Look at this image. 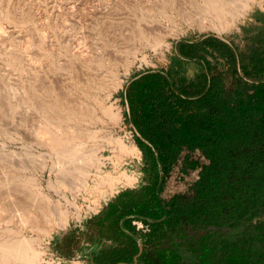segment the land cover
<instances>
[{
    "label": "rangeland",
    "instance_id": "1",
    "mask_svg": "<svg viewBox=\"0 0 264 264\" xmlns=\"http://www.w3.org/2000/svg\"><path fill=\"white\" fill-rule=\"evenodd\" d=\"M165 1L4 0V5L10 3L11 8L20 4L23 14L29 15L30 19L27 20L28 22L24 20L21 24L11 25L7 29L9 32L0 36V232L30 239H43L41 245L43 258L39 264H98L95 257L103 250L116 246L117 243L108 238L110 233L107 234L106 230H101L94 224L93 217L99 215L110 201H114L126 189L149 185L153 174L138 144V139H143L133 121L127 94L131 82L149 72H162L166 75L169 69L174 70L177 80L182 75L188 80H195L203 72L204 64L182 56L180 52L182 43H193L213 37L246 52L250 47V38L254 35L249 25L255 24L254 15L264 12V1H262L261 4H255L253 9L235 25L221 28L210 24L211 17L205 15L193 0H178L189 16L188 20L170 17L169 12L165 11L166 8L163 9ZM88 9L91 12H88ZM55 18L59 21H55ZM153 20L159 22L163 31L172 30L177 34L168 35V47L160 46L154 35L149 42L141 40L138 36L140 30L154 28L155 24L150 23ZM31 41L33 43H30ZM8 44L13 45L10 47ZM79 55H84L85 58L88 56L89 61L104 55L119 64L126 59L137 57L128 74L122 75V87L113 97V101L122 112L120 125L113 128V131L116 137L124 141V144L133 145L140 151L139 160L120 154L114 145L106 146L102 143L104 134L101 130L102 124L92 122L90 116L91 107L94 105L91 94L96 92V89L88 90V87H93L96 83L95 71L81 67L78 63ZM215 55L217 58L211 56L207 58L212 64L222 68L224 59L218 53ZM12 56L21 58L22 62L11 65ZM29 57H32V60ZM108 69L110 70L108 65L102 66L101 74L105 75L103 79L108 80L110 77ZM58 86L60 89L57 88ZM100 92L97 89V94ZM56 96L59 100H64L67 107L52 109L50 105L56 104ZM80 103L83 104L82 107ZM80 108L83 114L78 119L71 116L62 120L65 112L77 113ZM57 119L62 120L61 130L74 126L80 131L78 141L82 142L85 148L94 145L104 146L102 154L108 158L107 169L112 168L111 161L115 158L122 160L121 170L135 178L133 184H118L114 192L109 194V190L103 191L101 180L95 178L90 179L89 188L85 190L80 175L74 168L72 169L73 166L65 167V164H62V157L57 152L37 140L36 128L41 126V123L45 125ZM63 168L66 173L62 172ZM178 170L177 168L173 172L171 180L168 181L167 193L163 194L165 199L185 192L184 183L194 182V178L182 180ZM30 179L35 183H31ZM100 191L104 194L99 197L100 205L96 206L95 197L99 196ZM62 193H67L69 197L72 195L78 197V202L82 206V218L71 219L66 228L55 224V218L67 208L64 203L58 201ZM48 199L50 206L47 205ZM42 208L47 214L46 218L49 217L51 220L53 231L50 235L46 236L37 228L30 230V227H25V229L19 220L17 222L19 215H26L29 212L40 218L38 225H44L46 219L43 218ZM69 210L71 214H75L73 208L69 207Z\"/></svg>",
    "mask_w": 264,
    "mask_h": 264
},
{
    "label": "trees",
    "instance_id": "2",
    "mask_svg": "<svg viewBox=\"0 0 264 264\" xmlns=\"http://www.w3.org/2000/svg\"><path fill=\"white\" fill-rule=\"evenodd\" d=\"M254 21L246 52L213 37L182 43V56L204 64L195 80L169 69L131 82L153 177L102 211L96 226L117 244L98 264H264V12ZM215 53L222 68L207 58ZM177 168L194 182L165 199Z\"/></svg>",
    "mask_w": 264,
    "mask_h": 264
},
{
    "label": "bare ground",
    "instance_id": "3",
    "mask_svg": "<svg viewBox=\"0 0 264 264\" xmlns=\"http://www.w3.org/2000/svg\"><path fill=\"white\" fill-rule=\"evenodd\" d=\"M193 1L200 8V10L203 13H205V15H209L211 17L209 20L210 24L215 25V26H220L222 28L225 26L235 25L240 18L245 17L249 13V11L253 9V6L255 4H257V3L261 4V2L264 0H193ZM55 2H57V1H55ZM65 2H66V0H65ZM37 3H39V1ZM164 5L165 6L163 7V9L166 8L165 11L167 13L169 12L168 15L170 17H172L174 19H176L177 17H180V18H183L185 20H188L189 16L184 12L182 4H180L178 2V0H166ZM48 7H50V6L48 5ZM62 8H64V7H62ZM74 9H75V6H74ZM84 9H86V8H84ZM53 10H55V9H53ZM62 10H64V9H62ZM66 10H68V9H66ZM89 11H90V9H88V12ZM45 12H43V13H45ZM70 15H72V13ZM88 15H90V13ZM29 17H30L29 15L27 16V15L23 14V9H22V6L20 4L13 6L11 8L10 3H8V5H6V3H5V5H4V0H0V36L7 34V32H9V31H7V29L10 28L11 25L15 26L17 24H21L24 22V20L26 22H28L30 19ZM43 17H45V16H43ZM78 17H79V19H81L80 16H78ZM34 18H35V16H34ZM45 21H46V19H45ZM55 21H59V19L57 20V18H55ZM153 21H151L150 23L155 24L154 28L149 27V28H146V30L145 29L140 30L138 36L140 37L141 40H143L145 42H149L150 40H152L151 36L154 35L156 38V42L160 46L163 45V46L168 47V43H167L168 35H171L170 33H172V35H177V34L173 33L172 30L163 31L164 29H161L159 22L158 21L153 22ZM60 22H62L61 19H60ZM41 27H42V25H41ZM20 28H22V27L20 26ZM46 29H48V28H46ZM42 31L45 32V30H41V32ZM17 32H18V30L16 31V33ZM46 36H48V35H46ZM7 37H8V35H7ZM26 37L27 36H25V38ZM155 38L153 39V42H155ZM6 40L7 39L5 38V43L7 42ZM80 42H82V41H80ZM9 43H11V41ZM30 43H33V41H31ZM12 45L13 44H11V46ZM27 46H28V44H27ZM52 46H54V45H52ZM31 47H32V45H31ZM43 47H44V45H43ZM29 48H30V45H29ZM45 49H47V48H45ZM25 50L26 49H24V51ZM47 52H48V50H47ZM74 53L75 52H73V54ZM85 53H86V51H85ZM26 55H28V54H26ZM87 55H88V52H87ZM39 56H41V55H39ZM83 56L84 55H82V56L79 55V59H78L79 65L85 69L88 68L89 70L95 71L96 83L94 84L93 87H90V86L88 87V90H91V88L96 89V92H92V94L90 92V94L92 95V99H94L93 100L94 105H92V107H91V115L90 116H91L92 122L94 121V122H99L102 124L101 130L104 133L102 143L105 144L106 146L114 145L116 148H118L120 154L130 156L133 159L139 160L140 159V151L133 145L127 146L126 144H124V141L120 137H116L114 134V131H113V128L120 125V122L122 120L121 109L113 101V97H114L115 92L120 87H122V75L128 74L131 67L135 64L137 57L134 56L132 59H126V60L122 61L121 64H119L116 61L112 60L110 57H106L104 55H101L97 59L91 60V61L87 60V59H89L88 56H87V58H85V56L84 57ZM26 57H28V56H26ZM31 58L29 57V59H31ZM52 58H53V56H52ZM39 59H38V61H39ZM10 62H11V65H15V64L21 63L22 59L18 58L17 56H12V57H10ZM91 62H94L93 64L95 66ZM103 65H108L110 67V70L108 69L109 70V76H110L108 78V80L103 79L105 75L101 74V70H102ZM7 66L8 65H6V67ZM41 66H42V63H41ZM61 68H62V65H61ZM36 72H37V70H36ZM99 72H100V74H99ZM74 77H75V75H74ZM53 82H54V80H53ZM59 87L60 86H58L57 88H59ZM97 89H99L101 91L98 94H97ZM67 91H69V90H67ZM52 93H53V91H52ZM62 98H63V96H62ZM56 100H57L56 104H52V105H50V107L52 109H55V108H58V109L63 108L64 109V107L66 106V102L64 100H59L58 96H56ZM25 102H26V100H25ZM72 105H73V103H72ZM80 106L82 107L83 104L80 103ZM26 107H27V105H26ZM69 109H70V107H69ZM44 110H46V109H44ZM45 114H47V113L45 112ZM82 114L83 113H82L81 108L79 109V111L77 113L76 112H73V113L65 112L64 118H62V120L63 119H69V117H71V116L78 119L79 116H81ZM62 120H58V119H57V121L52 120V123L45 124V125H42V123H41V126L36 128L37 129V131H36L37 140L42 145L47 146L50 149H52V151L57 152V154L62 157V164H65V167H68L69 165L73 166L72 169L74 168L79 173L80 180H81L82 185L85 188V190H87L89 188L90 181L92 179H95V178H97V179L99 178L101 180L100 185L102 188H104L103 191L109 190L110 191L109 194H112L114 192L115 186L118 184H121V185L133 184V182L135 181V178L130 176L129 174H127V172L121 170L120 166H121L122 160L115 158V160L111 161L112 168L107 169L108 158L104 157V155L102 154L104 146L94 145L91 148H88V149L85 148L83 143L78 141V138H79L78 134L80 131L76 130V128L74 126L66 127L64 130L60 129V122ZM70 120H72V119H70ZM60 130H61V132H60ZM65 171L66 170L63 168L62 172L66 173ZM30 182L35 183V181L33 179L32 180L30 179ZM103 191L102 192L100 191L99 196L97 195L95 197L96 206L100 205L99 197L101 196V194H104ZM48 201H49V199L47 200V205H49ZM58 201H61V203H64V205H66L67 208L63 212H61V214H59L58 218H55L56 219L55 224L57 226H59L61 228H66L70 224L71 219L76 218L77 220H80L82 218V214H81L82 213V206H80V204L78 202V197H76L74 195H72V197H69V195L67 193H62L60 195V199ZM69 207L74 209L75 214L70 213ZM42 211H44L43 208H42ZM19 212H18V214H19ZM12 217H14V215ZM17 217H18V215H17ZM46 217H47V214L44 211L43 218L46 220H44L45 224L42 226L38 225L40 223V220H39L40 218L36 215H32L29 212L26 215H19L18 219L16 217L15 218L17 219V222L19 220V223H21L24 228L30 227V230H31V228H34V229L37 228V229H40L39 232H42L43 234L48 236L52 233L53 228H51L50 218L49 217L46 218ZM6 223H8V222H6ZM12 230H14V229H12ZM42 242H43V239H41V238L30 239V238H26V237H23L20 235L12 234V233H7V234L3 233L2 234L0 232V263L1 264H11L12 262H17V263L20 262V263H26V264H39V263H41L40 261L43 258L42 257L43 253H41Z\"/></svg>",
    "mask_w": 264,
    "mask_h": 264
},
{
    "label": "crops",
    "instance_id": "4",
    "mask_svg": "<svg viewBox=\"0 0 264 264\" xmlns=\"http://www.w3.org/2000/svg\"><path fill=\"white\" fill-rule=\"evenodd\" d=\"M109 204V203H108ZM108 204L106 205V207L102 210V211H104L105 209H107V206H108ZM102 211H101V213H102ZM101 213L99 214V215H96L95 217H93V222H94V224H96L97 225V223L99 222V219L102 217L101 216ZM141 244H142V242L141 241H139V245L141 246ZM143 245V244H142Z\"/></svg>",
    "mask_w": 264,
    "mask_h": 264
},
{
    "label": "water",
    "instance_id": "5",
    "mask_svg": "<svg viewBox=\"0 0 264 264\" xmlns=\"http://www.w3.org/2000/svg\"><path fill=\"white\" fill-rule=\"evenodd\" d=\"M140 250L142 251V245L140 246Z\"/></svg>",
    "mask_w": 264,
    "mask_h": 264
}]
</instances>
